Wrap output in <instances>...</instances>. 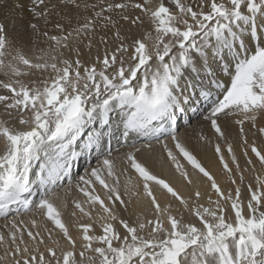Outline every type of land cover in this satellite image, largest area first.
Returning <instances> with one entry per match:
<instances>
[{
    "label": "snow or ice",
    "instance_id": "snow-or-ice-1",
    "mask_svg": "<svg viewBox=\"0 0 264 264\" xmlns=\"http://www.w3.org/2000/svg\"><path fill=\"white\" fill-rule=\"evenodd\" d=\"M28 5L26 40L0 20V264H264V181L245 185L228 138L234 123L245 166L264 168L245 130L264 141V0ZM201 109L229 187L179 134ZM121 139L129 150L111 149ZM152 139L187 196L141 158ZM13 206L32 215L9 220Z\"/></svg>",
    "mask_w": 264,
    "mask_h": 264
},
{
    "label": "bare ground",
    "instance_id": "bare-ground-1",
    "mask_svg": "<svg viewBox=\"0 0 264 264\" xmlns=\"http://www.w3.org/2000/svg\"><path fill=\"white\" fill-rule=\"evenodd\" d=\"M18 3H22L26 7L29 6L28 0H0V20H3L6 23L8 34L10 37L13 38L14 40L21 41V40H26L27 33L29 32L26 26V22L30 18V15L26 11V7L25 8L16 7ZM43 46L44 45L42 44H37L38 48L43 47ZM25 51H28V49L25 48ZM36 75L38 76L39 73H37ZM32 78L34 77H26L25 79H32ZM188 114H189L187 116L188 118H185L186 119L185 122L187 121L190 122V120H196L195 121L196 124L192 125L191 127L190 126L187 127V125L183 127L180 126L181 129H179V134L181 136V139L184 140L189 145V147L193 149L194 153L198 156V158L202 161V163H204V165L208 167L209 170L216 176L218 182L224 187H229L228 178L222 172L221 166L219 165L218 160L216 159L213 149H212V145H214L216 142L221 143L222 148H224L225 147L224 141L216 140L213 130L209 127L206 121L194 119V117H192L190 113ZM258 123L264 124V119H262ZM180 124H183V123H180ZM245 130L248 134V138L250 141L253 139H256L257 143H264V141H262L259 136L253 135V132L255 130L251 129V126L249 124H245ZM201 133L206 135L211 140V144L204 145L197 141V137ZM228 138H229V141L233 143L234 145L235 153L240 160L241 166L247 168V170L244 173L245 185L250 183L255 187L257 184V180L264 181V168H261L259 164H256L255 169L245 166L244 157L241 155L242 149L240 147V137L238 134V126L235 125L234 123L231 125V128L228 131ZM142 139L148 140L145 138H142ZM165 139H168L167 135L161 137V141ZM168 142H169V145L171 146V141L169 140ZM146 143H149V142H141V143L137 142V146H140ZM151 143L153 145L151 154H149L148 152H144L141 155V158L147 160L149 166L151 167L152 171L155 174L170 181L174 186H176L179 189V191L182 194L187 196L189 193L193 191V187L188 186L182 180L179 174L176 173L171 163L168 162L165 158H163L160 143H158L157 141H153ZM122 145H123L122 139L120 140L119 143H117L116 140H112L110 147L113 150L119 148L121 152L129 150L125 147H122ZM3 149H4L3 141L0 140V152H2ZM93 158L94 157H89L87 161L80 162V164L83 163V168L81 167L82 171L80 174H83L85 167H88L89 165L91 166L96 165L97 160ZM225 158L230 160V157L228 156L226 151H225ZM180 162L185 165L189 174L192 176L194 182L198 183L201 186V191L207 192L208 189L205 187L206 185L205 179L202 176H200L197 172H195L191 168V166L187 165V162L184 161L182 158ZM78 164L79 162L77 163V166L74 168V173H78ZM242 192H243L244 198H247V195H248L247 189L243 188ZM76 195L78 194L75 192L72 193V196H76ZM157 196L161 199V201H164L166 199L164 196L161 195V193L158 190H157ZM28 198L38 199L39 197L37 195V196H29ZM173 203L175 204L176 202L173 201ZM68 212L69 213L71 212V207H69ZM31 215H32L31 213H22L20 215H17V213L15 212V206H13L12 213L9 215L8 219L11 220L13 218H17V219L22 218V219L28 220ZM184 215L186 216V218L188 217L187 213H184ZM65 219H70V217L66 215ZM3 223H4V220L0 218V225H2Z\"/></svg>",
    "mask_w": 264,
    "mask_h": 264
},
{
    "label": "rangeland",
    "instance_id": "rangeland-1",
    "mask_svg": "<svg viewBox=\"0 0 264 264\" xmlns=\"http://www.w3.org/2000/svg\"><path fill=\"white\" fill-rule=\"evenodd\" d=\"M191 115H192V117H194V119H198V120H203V115H206L207 113L206 112H204L203 111V109H201V112H189ZM201 113H203V115L201 114ZM189 114H187V116H188ZM185 118H188V117H185ZM186 121V119H182L181 121H180V123H183V124H180L181 125V127H183V126H186L187 125V127L188 126H192V125H194V124H196L195 123V121L196 120H190V122H185ZM194 122V123H193ZM181 129V128H180ZM153 141H156L155 139H152L151 140V142H153ZM137 142L138 143H141V142H149V140H144V139H142V138H140L139 140H137ZM94 157V156H93ZM89 158V157H88ZM93 159H95V158H93ZM81 164H80V162H79V164H78V173L80 174L81 173V166H80ZM80 167V168H79ZM83 168V167H82Z\"/></svg>",
    "mask_w": 264,
    "mask_h": 264
}]
</instances>
